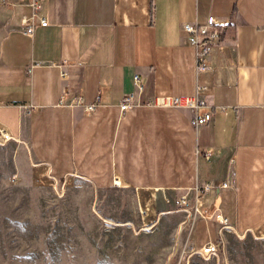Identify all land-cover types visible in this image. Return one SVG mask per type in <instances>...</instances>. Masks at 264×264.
Wrapping results in <instances>:
<instances>
[{
  "label": "crops",
  "instance_id": "crops-1",
  "mask_svg": "<svg viewBox=\"0 0 264 264\" xmlns=\"http://www.w3.org/2000/svg\"><path fill=\"white\" fill-rule=\"evenodd\" d=\"M34 15L28 36L22 19ZM209 16L228 24L199 74L181 26ZM135 75L142 100L193 96L203 82L213 120L195 129L189 110L144 105L122 114ZM0 127L13 136L0 144V185L21 177L86 191L106 229L180 233L191 254L216 243L220 226L189 221L182 197L192 204L198 184L234 175L235 188L204 204L264 240V0H0Z\"/></svg>",
  "mask_w": 264,
  "mask_h": 264
},
{
  "label": "rangeland",
  "instance_id": "rangeland-1",
  "mask_svg": "<svg viewBox=\"0 0 264 264\" xmlns=\"http://www.w3.org/2000/svg\"><path fill=\"white\" fill-rule=\"evenodd\" d=\"M67 188L0 185V264H264V240L229 231L220 255L204 258L184 251L180 233L108 230L89 193Z\"/></svg>",
  "mask_w": 264,
  "mask_h": 264
},
{
  "label": "built area",
  "instance_id": "built-area-1",
  "mask_svg": "<svg viewBox=\"0 0 264 264\" xmlns=\"http://www.w3.org/2000/svg\"><path fill=\"white\" fill-rule=\"evenodd\" d=\"M7 2V0H3ZM34 9H37L36 1L32 3ZM35 15L32 17H23L22 26L24 32L28 36H33L35 31ZM228 24L227 19H219L215 16H209L204 24L199 22L184 23L181 28L183 33L187 35L189 44L195 50L196 71L204 73L210 70V57L216 49L221 47L224 40V31ZM41 26H47L48 22L42 20ZM134 85L136 91L126 95L121 106L122 114L128 113L134 107L148 106L158 108H172L178 110H189L192 112L191 124L195 129H200L208 125L213 120V108L205 99L204 93L206 85L203 82L197 84L196 92L193 96H155L146 100H142V96L146 89V81L140 75L134 76ZM67 98L63 95L61 104L66 105ZM70 106L82 105L83 100L78 97L75 101L68 103ZM67 104V105H68ZM87 113L96 111L98 105L88 104L83 105ZM13 140V136L6 129L0 127V144L7 143ZM206 157L210 160L213 157L212 152L206 153ZM236 179L233 175L230 180L225 181H210L205 184H198L194 188V197L192 204H189L186 197H182L181 207L187 213L189 221H196L199 218L206 220H215L220 226L221 238L216 243H210L201 249L195 251L204 258L218 257L222 249V235L229 231L237 234L235 228L231 225L229 219L223 215L221 210L215 209L213 205L205 206L203 199L215 190H224L235 188ZM238 235V234H237ZM240 236V235H239Z\"/></svg>",
  "mask_w": 264,
  "mask_h": 264
}]
</instances>
